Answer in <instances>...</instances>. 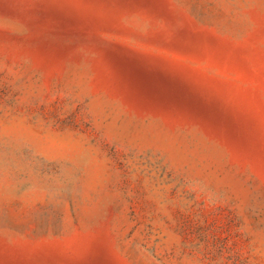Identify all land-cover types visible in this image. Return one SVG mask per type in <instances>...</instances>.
<instances>
[{"label":"rangeland","instance_id":"374dc122","mask_svg":"<svg viewBox=\"0 0 264 264\" xmlns=\"http://www.w3.org/2000/svg\"><path fill=\"white\" fill-rule=\"evenodd\" d=\"M4 263L264 264V0H0Z\"/></svg>","mask_w":264,"mask_h":264},{"label":"bare ground","instance_id":"6f19581e","mask_svg":"<svg viewBox=\"0 0 264 264\" xmlns=\"http://www.w3.org/2000/svg\"><path fill=\"white\" fill-rule=\"evenodd\" d=\"M140 68H141V67H140ZM128 71H129V70H128ZM138 71H139V70H138ZM122 74H123V73H122ZM146 76H147V75H146ZM133 77H134V76H133ZM135 77H136V76H135ZM129 78H130V77H129ZM131 79H132V78H131ZM160 81H161V80H160ZM167 81H168V80H167ZM155 82H156V81H155ZM157 82H158V81H157ZM144 83H145V82H144ZM149 83H150V82H149ZM151 83H152V82H151ZM162 83H165V82H162ZM162 83H161V84H162ZM163 85H164V84H163ZM140 86H141V85H140ZM140 86H139V87H140ZM174 86H175V85H174ZM136 87H137V86H136ZM139 87H138V88H139ZM147 87H148V86H147ZM152 87H153V86H152ZM163 87H164V86H163ZM166 87H167V86H166ZM175 87H176V86H175ZM155 90H156V89H155ZM158 90H159V89H158ZM158 90H157V91H158ZM169 90H170V89H169ZM175 90H176V89H175ZM141 91H144V90H141ZM157 91H156V93H157ZM162 91H163V90H162ZM171 92H172V91H171ZM146 93H147V92H146ZM164 93H165V92H164ZM151 94H152V92H151ZM154 94H155V93H154ZM158 95H159V94H158ZM154 96H156V95H154ZM160 96H161V95H160ZM158 97H159V96H158ZM165 98H166V97H165ZM154 100H157V99H154ZM177 102H180V104H181V101H177ZM186 105H187V104H186ZM197 105H198V104H197ZM197 105H196V107H197ZM183 106H184V104H183ZM190 109H191V108H190ZM203 109H205V108H203ZM17 256H18V255H17ZM4 264H5V263H4Z\"/></svg>","mask_w":264,"mask_h":264}]
</instances>
